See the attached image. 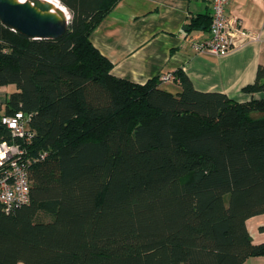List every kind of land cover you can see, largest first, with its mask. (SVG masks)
Returning <instances> with one entry per match:
<instances>
[{"label": "trees", "instance_id": "16d2710c", "mask_svg": "<svg viewBox=\"0 0 264 264\" xmlns=\"http://www.w3.org/2000/svg\"><path fill=\"white\" fill-rule=\"evenodd\" d=\"M66 32L33 39L0 21L3 114L30 115L29 200L0 210V264H243L264 256V65L239 102L116 77L90 34L119 0H58ZM204 16L188 22L210 27ZM1 108V107H0ZM1 125V124H0ZM0 140L10 141L1 125ZM45 153L43 158L40 155Z\"/></svg>", "mask_w": 264, "mask_h": 264}, {"label": "crops", "instance_id": "0c3cea01", "mask_svg": "<svg viewBox=\"0 0 264 264\" xmlns=\"http://www.w3.org/2000/svg\"><path fill=\"white\" fill-rule=\"evenodd\" d=\"M225 13L242 21L253 36L225 56L194 48V43L208 38V28L199 24L186 30L190 20L211 16V4L202 0H119L89 38L112 62L116 77L144 83L181 70L196 90L221 92L239 102L259 99L261 91L243 88L264 65V0H230ZM159 86L180 91L176 80L160 81ZM246 225L253 243L264 242V213L249 218ZM248 260L264 264V256L249 257L243 264Z\"/></svg>", "mask_w": 264, "mask_h": 264}, {"label": "built area", "instance_id": "2783aa9c", "mask_svg": "<svg viewBox=\"0 0 264 264\" xmlns=\"http://www.w3.org/2000/svg\"><path fill=\"white\" fill-rule=\"evenodd\" d=\"M211 4L209 35L194 43L199 52L225 56L253 38L239 19H229L225 10L230 0H202ZM161 81L176 80L173 74L159 76ZM30 115L22 111L0 116V124L10 132V141L0 140V210L14 213L29 200L30 158L21 142L29 141L33 132L29 129ZM45 153L40 155L43 158Z\"/></svg>", "mask_w": 264, "mask_h": 264}, {"label": "water", "instance_id": "95a60500", "mask_svg": "<svg viewBox=\"0 0 264 264\" xmlns=\"http://www.w3.org/2000/svg\"><path fill=\"white\" fill-rule=\"evenodd\" d=\"M68 17L60 8L45 0H0V21L29 38L61 37L67 30Z\"/></svg>", "mask_w": 264, "mask_h": 264}, {"label": "rangeland", "instance_id": "374dc122", "mask_svg": "<svg viewBox=\"0 0 264 264\" xmlns=\"http://www.w3.org/2000/svg\"><path fill=\"white\" fill-rule=\"evenodd\" d=\"M69 15H70V13H69ZM15 89H16V86L14 84H9V85L4 86V88H0V107H1L0 108V114H2V112L4 111L3 110V107H4L3 103L5 100V97H4V95L6 94L5 92L10 93V92L14 91ZM252 261L253 260H248L246 262V264H256V262H252Z\"/></svg>", "mask_w": 264, "mask_h": 264}, {"label": "bare ground", "instance_id": "6f19581e", "mask_svg": "<svg viewBox=\"0 0 264 264\" xmlns=\"http://www.w3.org/2000/svg\"><path fill=\"white\" fill-rule=\"evenodd\" d=\"M19 1L24 2L25 0H19ZM45 1L52 3L53 6L56 8H60L65 13V15H67V17H68V11L60 5V2L58 0H45Z\"/></svg>", "mask_w": 264, "mask_h": 264}]
</instances>
